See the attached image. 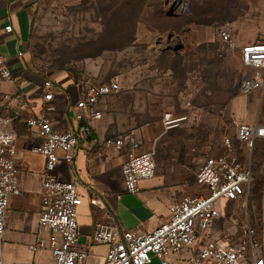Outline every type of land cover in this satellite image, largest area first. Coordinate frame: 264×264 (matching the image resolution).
I'll list each match as a JSON object with an SVG mask.
<instances>
[{
    "label": "rangeland",
    "instance_id": "374dc122",
    "mask_svg": "<svg viewBox=\"0 0 264 264\" xmlns=\"http://www.w3.org/2000/svg\"><path fill=\"white\" fill-rule=\"evenodd\" d=\"M185 1L188 9L177 12L171 0H36L32 64L72 86L118 80L120 92L103 101L105 114L136 137L137 153L154 152L160 172L177 169L182 158L196 171L220 153L224 136L232 137L241 161L250 158L256 172L252 209L225 200L217 207H225L228 230L238 234L251 223L262 237L264 140L249 150L234 120L264 124V90L241 92L253 69L242 63L239 47L264 40V0ZM220 29L231 33L234 50L220 51ZM184 116L190 117L168 124ZM187 187L188 194L200 191L194 175Z\"/></svg>",
    "mask_w": 264,
    "mask_h": 264
},
{
    "label": "built area",
    "instance_id": "2783aa9c",
    "mask_svg": "<svg viewBox=\"0 0 264 264\" xmlns=\"http://www.w3.org/2000/svg\"><path fill=\"white\" fill-rule=\"evenodd\" d=\"M170 5L177 12L188 9L185 0H171ZM5 31L12 32L13 26H6ZM219 37L222 53L236 48L228 30L220 29ZM240 57L247 68L253 69L242 78L241 92L249 94L264 90V40L242 46ZM13 78L0 51V80L13 81ZM43 85L45 94L38 111L23 92L8 95L0 109V264H37L31 260L8 259L4 254L10 202L14 196L22 194L15 130L19 121L39 142L32 147V152L43 156L45 161L38 223L48 234L31 244L29 249L34 253L48 250L55 264H90L88 251L79 246L78 214L83 204L80 182L78 179H61L58 168L62 163H75L82 145L91 138L92 123L103 117L101 103L119 93L121 85L116 79L105 83L79 81L73 127L66 131L58 130L52 118L56 111L53 79L46 78ZM189 117L177 119L179 121L168 119V124ZM234 125L237 139L249 150L254 148L257 139H264V124L234 120ZM127 143L131 152L122 164L123 182L126 192L139 194L141 182L156 175L154 152L137 153L140 144L133 134L106 140L107 145L120 150ZM218 148L220 153L208 156L196 171L200 191L175 201L169 208L170 218L156 228L146 231L124 229L112 210L105 219L95 223L93 243L108 246L103 264H150L155 258L161 264H174L171 256L175 254L180 256L182 264H264V233L260 237L259 230L251 223L242 225L238 234L231 232L223 214L225 207L222 212L217 207L218 202L225 200L226 204L239 202L241 210L249 211L254 181L252 163L248 161L250 158L241 161L230 136H224ZM100 200L95 194L91 203L97 205ZM231 237L236 239L231 241Z\"/></svg>",
    "mask_w": 264,
    "mask_h": 264
},
{
    "label": "crops",
    "instance_id": "0c3cea01",
    "mask_svg": "<svg viewBox=\"0 0 264 264\" xmlns=\"http://www.w3.org/2000/svg\"><path fill=\"white\" fill-rule=\"evenodd\" d=\"M35 3L36 0H0V51L14 75L13 81L0 80V109L8 95L19 92L30 98L36 111L43 104V84L49 77L33 66L30 56ZM8 25L13 26L12 32L5 31ZM242 46H239L240 49ZM53 81L56 111L52 118L58 130L66 131L73 127L79 89L77 85L72 86L64 80L53 78ZM102 111V119L92 123L91 138L82 145L75 163H62L58 168L61 179H78L80 182L83 204L78 214L79 246L88 251L90 264H103L108 252L107 245L92 241L97 221L105 219L112 210L124 229L146 231L156 228L170 218V206L188 194L189 179L195 176L198 169L194 171L187 159L182 158L177 169L164 172L157 169L153 179L143 180L139 194L126 192L121 168L128 159L131 146L127 143L120 150L107 145L106 140L128 134H122L124 128L118 127L114 118L105 114V103L102 104ZM15 130L18 135L17 167L22 194L14 196L10 202L4 254L6 258L17 261L55 264L48 250L34 253L29 249L31 244L48 234L38 223L45 161L43 156L31 150L39 142L29 128L19 121L15 124ZM95 194L101 199L97 205L91 203ZM179 258L178 254L172 255L171 261L182 264ZM150 264H161V261L155 258Z\"/></svg>",
    "mask_w": 264,
    "mask_h": 264
},
{
    "label": "trees",
    "instance_id": "16d2710c",
    "mask_svg": "<svg viewBox=\"0 0 264 264\" xmlns=\"http://www.w3.org/2000/svg\"><path fill=\"white\" fill-rule=\"evenodd\" d=\"M262 140H264V139H257L256 141H255V145L257 144V142L258 141H262ZM255 145H254V148H255ZM253 148V149H254ZM252 170H253V175H254V181H253V186H252V192H251V197H250V208L252 209V207H251V204H252V201H253V198H254V190H255V185H256V183H257V176H256V172L254 171V169H253V166H252ZM250 209V210H251ZM262 217V216H261ZM259 221V226H260V230H262V219L261 220H258Z\"/></svg>",
    "mask_w": 264,
    "mask_h": 264
},
{
    "label": "water",
    "instance_id": "95a60500",
    "mask_svg": "<svg viewBox=\"0 0 264 264\" xmlns=\"http://www.w3.org/2000/svg\"><path fill=\"white\" fill-rule=\"evenodd\" d=\"M181 48V46L180 47H177L175 50H179Z\"/></svg>",
    "mask_w": 264,
    "mask_h": 264
},
{
    "label": "bare ground",
    "instance_id": "6f19581e",
    "mask_svg": "<svg viewBox=\"0 0 264 264\" xmlns=\"http://www.w3.org/2000/svg\"><path fill=\"white\" fill-rule=\"evenodd\" d=\"M177 121H179V120H177Z\"/></svg>",
    "mask_w": 264,
    "mask_h": 264
}]
</instances>
